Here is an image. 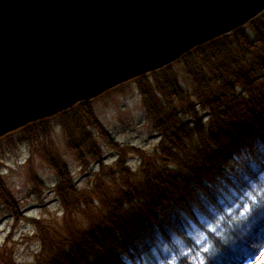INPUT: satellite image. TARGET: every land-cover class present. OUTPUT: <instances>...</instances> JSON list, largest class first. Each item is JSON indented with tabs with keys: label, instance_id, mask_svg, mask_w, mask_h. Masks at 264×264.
<instances>
[{
	"label": "trees",
	"instance_id": "trees-1",
	"mask_svg": "<svg viewBox=\"0 0 264 264\" xmlns=\"http://www.w3.org/2000/svg\"><path fill=\"white\" fill-rule=\"evenodd\" d=\"M180 65L191 92L171 67L136 81L160 138L153 156L114 144L86 103L65 118L80 164L87 167L88 156L100 154L91 129L121 154V177L94 176L97 215L80 228L77 215L84 217L94 201L62 174L67 232L47 229L33 264H264V17L250 30L196 49ZM75 124L83 135L79 145ZM37 126L20 132L33 142L40 137ZM131 152L142 159L138 187L124 162ZM0 203L16 224L25 218L1 173ZM0 264L18 262L2 255Z\"/></svg>",
	"mask_w": 264,
	"mask_h": 264
},
{
	"label": "water",
	"instance_id": "water-1",
	"mask_svg": "<svg viewBox=\"0 0 264 264\" xmlns=\"http://www.w3.org/2000/svg\"><path fill=\"white\" fill-rule=\"evenodd\" d=\"M264 0H0V139L245 27Z\"/></svg>",
	"mask_w": 264,
	"mask_h": 264
},
{
	"label": "rangeland",
	"instance_id": "rangeland-1",
	"mask_svg": "<svg viewBox=\"0 0 264 264\" xmlns=\"http://www.w3.org/2000/svg\"><path fill=\"white\" fill-rule=\"evenodd\" d=\"M263 17L264 12L252 22ZM252 22L241 29L250 30ZM239 30L222 38H233ZM182 59L165 69L171 67L178 72L182 86L188 93L192 86L191 81L180 72L183 70L180 65ZM165 69L146 77L152 79V75ZM137 80L121 85L86 104L108 131L114 144L121 148L139 149L153 156L157 152L160 138L153 121L147 117ZM75 109L54 116L42 124L36 123L39 125L37 127H42L38 140L28 141L20 130L0 139V173L25 217L16 224L12 214L0 203V259L2 255L11 256L18 264H33L37 255L44 250L40 239L46 235L47 229H57L60 234L67 232L65 225L68 222L64 219L65 211L59 193L62 174L69 175L74 181L75 189L94 201V207L85 208L84 217L77 215L75 224L80 228H88L91 221H94L93 217L97 215L95 207H99V201L93 193L94 176L101 175L106 180H120L121 171L117 162L121 159V154L111 149L97 132L89 130L100 154H95V157L89 155L87 167L82 166L71 152L66 134L68 127L64 123L67 116L79 111ZM207 119L208 112H202L201 123L206 124ZM188 122H191L190 118L184 117V123ZM76 125L72 126L76 129L75 138L79 139L75 143L79 145L83 135L79 132L80 126L75 127ZM124 162L130 168L132 182L138 183L137 187L140 186L144 178L141 170L142 159L137 153L131 152L125 156ZM99 190L113 191L105 185H101ZM29 219H36L37 225L30 223Z\"/></svg>",
	"mask_w": 264,
	"mask_h": 264
},
{
	"label": "bare ground",
	"instance_id": "bare-ground-1",
	"mask_svg": "<svg viewBox=\"0 0 264 264\" xmlns=\"http://www.w3.org/2000/svg\"><path fill=\"white\" fill-rule=\"evenodd\" d=\"M252 238H253L254 240H256V238H254V237H251V239H252Z\"/></svg>",
	"mask_w": 264,
	"mask_h": 264
}]
</instances>
